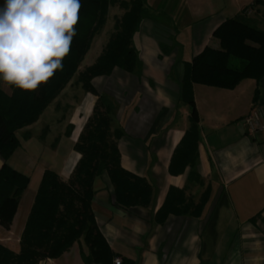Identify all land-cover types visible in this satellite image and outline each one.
Segmentation results:
<instances>
[{
  "label": "crops",
  "instance_id": "obj_1",
  "mask_svg": "<svg viewBox=\"0 0 264 264\" xmlns=\"http://www.w3.org/2000/svg\"><path fill=\"white\" fill-rule=\"evenodd\" d=\"M252 1L148 0L149 14L135 40L141 68L129 72L115 67L110 75L95 76L93 90L78 82L79 72L91 65H83L88 51L78 72L47 106H53L52 124L40 134L34 131L45 108L37 121L16 132L20 143L8 163L30 182L11 226L0 224V243L20 251L45 171L70 178L81 157L78 139L100 96H106L113 103L111 131L122 132L117 140L122 167L154 187L149 207H127L117 203L107 172L96 178L92 208L117 254L112 264L117 257L121 264H264V140L243 122L255 104L264 103V78L259 84L245 79L233 89L194 84L198 159L182 172L171 169L192 125L191 106L182 93L186 63L215 39L213 32L222 22ZM255 9L256 20L264 13ZM0 89L12 93L2 81ZM3 163L0 155V168ZM88 252L78 241L61 256L38 264H101L86 258Z\"/></svg>",
  "mask_w": 264,
  "mask_h": 264
},
{
  "label": "trees",
  "instance_id": "obj_2",
  "mask_svg": "<svg viewBox=\"0 0 264 264\" xmlns=\"http://www.w3.org/2000/svg\"><path fill=\"white\" fill-rule=\"evenodd\" d=\"M79 2L76 35L62 70L34 92L10 86L12 93L7 94L0 89V155L4 160L0 168V224L6 228L11 226L22 194L30 182L27 175L8 163L20 143L16 132L37 121L72 80L94 37L104 29L110 7L117 6L124 13L115 17L114 29L102 53L93 64L79 72L78 82L93 90L92 79L95 76L110 75L115 67L135 72L142 65L135 40L149 14L148 0ZM255 6L262 7L264 13V0H253L214 30L217 44L208 43L186 63L182 93L191 106L192 125L173 155L172 172H182L189 164L194 167L198 159L200 118L193 85L233 89L245 79H255L259 84L264 78V29L247 12ZM258 93L257 88L254 99ZM112 104L109 98L100 96L94 115L75 146L81 157L69 179L64 180L53 170L45 171L22 233L21 249L16 253L0 243V264H38L40 259L61 256L78 241H83L88 247L86 258L112 264L117 254L100 231L92 208L96 178L107 172L117 203L127 207H149L154 197V187L146 177L136 175L121 165L117 140L122 132L111 131Z\"/></svg>",
  "mask_w": 264,
  "mask_h": 264
},
{
  "label": "clouds",
  "instance_id": "obj_3",
  "mask_svg": "<svg viewBox=\"0 0 264 264\" xmlns=\"http://www.w3.org/2000/svg\"><path fill=\"white\" fill-rule=\"evenodd\" d=\"M79 0H4L0 81L34 92L63 68L76 35Z\"/></svg>",
  "mask_w": 264,
  "mask_h": 264
},
{
  "label": "rangeland",
  "instance_id": "obj_4",
  "mask_svg": "<svg viewBox=\"0 0 264 264\" xmlns=\"http://www.w3.org/2000/svg\"><path fill=\"white\" fill-rule=\"evenodd\" d=\"M257 8H259L260 10H262V7L260 6H255ZM254 8H250L248 9V14L251 16H255L256 14V9ZM124 13V10L120 9L119 7H111L110 11H109V15H108V21L107 24L104 28V30H102L100 33H98V35H96L94 37V41L92 43L91 49L89 50L87 57L83 63V65H87V64H92L95 59L97 58V55L99 54V52L101 51L102 48V42L103 39L105 40L104 42L107 41L109 34L111 31H113L114 29V21H115V17L116 16H121ZM257 18L256 20L258 21V23L260 25L264 24V14H257L256 15ZM174 22V20H170L169 22ZM139 33V32H138ZM138 37V34H137ZM215 39L211 42V44L215 43ZM53 113V106H50L47 108V110L44 112L43 116L41 117V120L38 122V124H36L34 131L38 134L42 133L44 127L47 124H52L53 119H54V114Z\"/></svg>",
  "mask_w": 264,
  "mask_h": 264
},
{
  "label": "built area",
  "instance_id": "obj_5",
  "mask_svg": "<svg viewBox=\"0 0 264 264\" xmlns=\"http://www.w3.org/2000/svg\"><path fill=\"white\" fill-rule=\"evenodd\" d=\"M243 122L248 126L251 134H260L264 140V103L255 104ZM115 263L121 264L122 259L117 257Z\"/></svg>",
  "mask_w": 264,
  "mask_h": 264
}]
</instances>
